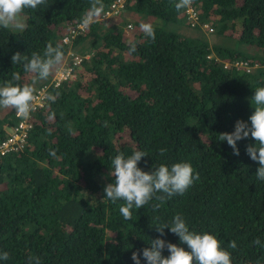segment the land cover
Here are the masks:
<instances>
[{"label":"trees","instance_id":"obj_1","mask_svg":"<svg viewBox=\"0 0 264 264\" xmlns=\"http://www.w3.org/2000/svg\"><path fill=\"white\" fill-rule=\"evenodd\" d=\"M111 1L102 0L103 13ZM176 3L124 0L118 12L102 13L67 42L64 34L83 22L91 0H46L20 15L24 30L0 27V85L14 72L21 75L14 83L32 81L22 63L12 64L13 53L42 54L49 41L64 53L35 85L45 100L28 118L25 142L0 153V252L9 253L0 264H29L30 256L40 264H135L137 250L147 264L142 249L160 235L155 225L176 214L190 230L216 235L232 264H264V181L255 175L258 161L246 153L255 140L237 141L239 155L218 140L238 119L250 124L251 98L264 87V0H192L194 23L188 6L177 10ZM144 22L154 26V41L144 36ZM213 32L220 41L208 40ZM71 52L81 56L78 63ZM61 67L75 76L57 84ZM57 93L54 102L47 99ZM19 120L15 109L0 108V143ZM135 150L148 153L138 164L145 171L185 161L199 179L158 208L154 196L125 220L123 201L104 198V189L114 180L112 159ZM164 232L165 241L188 250L170 229Z\"/></svg>","mask_w":264,"mask_h":264},{"label":"clouds","instance_id":"obj_2","mask_svg":"<svg viewBox=\"0 0 264 264\" xmlns=\"http://www.w3.org/2000/svg\"><path fill=\"white\" fill-rule=\"evenodd\" d=\"M191 2L192 0H178L175 6L177 10H180L189 6ZM44 4H46V0H0V27L24 30L25 25L19 19L23 11L25 9L35 10ZM103 9L102 0H91L90 9L86 13L83 23L89 25L94 22L102 15ZM140 28L147 39L155 40V28L151 23H141ZM129 51H136L135 43L130 44ZM63 55L61 46L58 44L53 46L51 41L47 43L42 54L32 52L29 57L19 51L13 53L12 64L22 63L24 70L34 75L31 83L20 84L14 83L21 80L20 73H12L11 80L0 85V108L15 109L22 118L28 119L34 110L35 85L52 74L53 69L62 62ZM62 69L64 68H59L54 74L55 81ZM71 75L67 78L75 76L72 71ZM58 95L59 93L49 94L47 99L54 102ZM251 104L254 107V112L249 117L250 124L238 119L234 131L219 133L218 140L227 141V144L233 149V154L239 155L237 141L248 138L250 135L255 140V144L247 145L246 153L253 161H258L259 167L255 175L258 180L264 181V87L255 89ZM166 151L162 148L160 154L163 155ZM50 154L55 155V152ZM145 156H148V153L143 150H135L127 157L121 152L111 161L112 167L109 174L114 177V180L106 185L104 198L113 203L123 201L119 211L125 220H131L133 208L144 207L154 196L159 203L153 207L158 208L176 194L183 195L194 180L199 179L198 173L194 175L191 163L185 161L175 162L171 166L162 163L153 167L151 171H145L138 166L142 157ZM156 193H162V195L157 196ZM155 227L160 235L148 242L150 247L142 249V256L147 264H232L231 253L221 246V241L216 235L207 231L200 233L190 230L181 214H176L170 222L158 224ZM166 228L177 235L181 244L187 245L188 250L178 244L165 241L162 237L165 235ZM255 243H259V240ZM228 247L236 249L237 244L235 241H231ZM165 248L169 253L167 256L163 255ZM131 258L135 264H141V250L134 251ZM8 259L7 251L0 252V260ZM33 262L40 264V259L30 256L29 264H33Z\"/></svg>","mask_w":264,"mask_h":264},{"label":"built area","instance_id":"obj_3","mask_svg":"<svg viewBox=\"0 0 264 264\" xmlns=\"http://www.w3.org/2000/svg\"><path fill=\"white\" fill-rule=\"evenodd\" d=\"M123 3H124V0H112L109 6L105 9V12L103 13L102 17L106 18L118 12L121 6L123 5ZM186 11L188 13L189 20L194 23L197 17L196 9L189 5L186 8ZM84 25L85 24L83 22H80L76 26V28L75 27L71 28L67 33L64 34L63 41L65 42L69 41V39L75 35L76 30H78L79 28L83 29ZM203 25L206 26L208 29H211L210 27H208L207 23H204ZM71 54L74 55V63H78L81 60L80 55H77L73 52H71ZM235 64L241 65L244 67L246 66V61L236 60ZM71 76H72L71 69L64 68L59 72L58 77L56 78V83L60 81L61 79L71 77ZM44 100H45L44 91L42 89H38L34 93V101H33L34 108L42 105L44 103ZM15 114L17 116H20V114L16 110H15ZM29 126H31L29 119H24L20 116V120L18 121V123L12 127L10 135L0 143V153H3L8 150L18 149L19 147H21L23 143L25 142L26 129Z\"/></svg>","mask_w":264,"mask_h":264},{"label":"rangeland","instance_id":"obj_4","mask_svg":"<svg viewBox=\"0 0 264 264\" xmlns=\"http://www.w3.org/2000/svg\"><path fill=\"white\" fill-rule=\"evenodd\" d=\"M131 16H132V13H129V14L127 15V18L129 19V17H131ZM19 19H20V21H21L22 23H25V20H24V19H22L21 17H19ZM105 24H106V25H110V24H112V22H111L110 19H107V20L105 21ZM208 25H210V22H208ZM128 27H129V25H126V28H125V29H128ZM202 29H203L206 33L211 32V31L208 30V28L202 27ZM228 33H229V32H228ZM226 35H227V34H225V36H224V38H223L224 41H226V40H225ZM230 36L234 37L235 35H234L233 33H231ZM208 38H209L208 40H209L210 42H217V41H220V39H221L220 36H219V34H217L216 32L210 33L209 36H208ZM226 42H227V41H226ZM241 47L244 48V49H246V50L249 51V52H255V51L257 50L256 46L251 45V44H241ZM63 68H68V67H63ZM8 130L11 132V130H12V126H9V127H8ZM127 134H128L127 132H123V135H124L125 137H127Z\"/></svg>","mask_w":264,"mask_h":264}]
</instances>
